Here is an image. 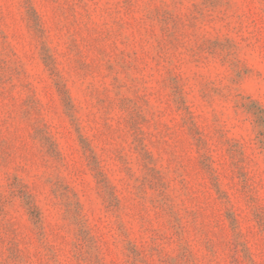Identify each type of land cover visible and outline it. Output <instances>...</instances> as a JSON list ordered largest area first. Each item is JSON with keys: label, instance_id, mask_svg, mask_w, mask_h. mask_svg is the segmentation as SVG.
Listing matches in <instances>:
<instances>
[{"label": "rangeland", "instance_id": "1", "mask_svg": "<svg viewBox=\"0 0 264 264\" xmlns=\"http://www.w3.org/2000/svg\"><path fill=\"white\" fill-rule=\"evenodd\" d=\"M0 264H264V0H0Z\"/></svg>", "mask_w": 264, "mask_h": 264}]
</instances>
